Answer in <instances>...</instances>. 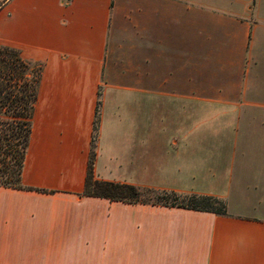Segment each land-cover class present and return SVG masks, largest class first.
Segmentation results:
<instances>
[{
    "label": "crops",
    "instance_id": "obj_1",
    "mask_svg": "<svg viewBox=\"0 0 264 264\" xmlns=\"http://www.w3.org/2000/svg\"><path fill=\"white\" fill-rule=\"evenodd\" d=\"M0 45L43 65L0 264H264V0H0ZM93 137L95 179L226 213L82 195Z\"/></svg>",
    "mask_w": 264,
    "mask_h": 264
},
{
    "label": "trees",
    "instance_id": "obj_2",
    "mask_svg": "<svg viewBox=\"0 0 264 264\" xmlns=\"http://www.w3.org/2000/svg\"><path fill=\"white\" fill-rule=\"evenodd\" d=\"M43 65L23 58L19 49L0 45V186L22 188L21 173L31 134ZM98 104L94 130L98 122ZM94 137L82 195L130 204H151L197 211L226 213V202L212 195L137 187L101 181L93 175Z\"/></svg>",
    "mask_w": 264,
    "mask_h": 264
},
{
    "label": "rangeland",
    "instance_id": "obj_3",
    "mask_svg": "<svg viewBox=\"0 0 264 264\" xmlns=\"http://www.w3.org/2000/svg\"><path fill=\"white\" fill-rule=\"evenodd\" d=\"M249 208H241V207H236L237 212L241 214H253V215H264V202H252L250 205H248ZM227 211V208H226Z\"/></svg>",
    "mask_w": 264,
    "mask_h": 264
}]
</instances>
